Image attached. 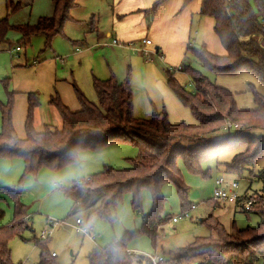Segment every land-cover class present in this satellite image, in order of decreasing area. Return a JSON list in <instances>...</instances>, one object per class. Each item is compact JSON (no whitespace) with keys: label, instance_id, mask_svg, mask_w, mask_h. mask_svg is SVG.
<instances>
[{"label":"rangeland","instance_id":"obj_1","mask_svg":"<svg viewBox=\"0 0 264 264\" xmlns=\"http://www.w3.org/2000/svg\"><path fill=\"white\" fill-rule=\"evenodd\" d=\"M11 1L14 5L20 1L21 6L14 11L6 0H0V20L8 27L4 40L0 41V52H7L8 48L11 50L16 45H20V51L13 53L19 58H12L11 67H1L3 71H0V77H3L0 82L5 97L0 103H7L6 91L13 92L12 124L19 138L26 136L25 121L29 93L35 95L37 102L32 116L35 129L42 131L45 125L59 128L60 118L50 104L51 97L57 95L72 112L80 110L81 107L76 91L99 106L93 84L95 79L103 81L113 77L119 83L128 81L132 91L134 117L148 119L155 110L165 109L169 121L173 124L184 122L195 125L196 120L191 111L184 107L169 89L166 82L167 69L173 72L180 85L191 92L194 87L190 76L182 67L189 65L198 70L211 83L231 92L239 110L255 108V93L264 96V84L254 75L247 72L217 75L204 67L194 54L186 51L187 47H181L168 55L152 51L148 53L135 51L133 47L137 50L141 47L146 49L150 47L143 46L141 40L148 35L146 33L148 21L152 17V12L158 8L149 10L153 2L148 8L122 16L121 18L124 17L122 24L120 17L111 18L112 12H119V7L127 0H77L78 5L70 12L71 19L64 23L62 32L54 35L47 45L46 38L40 33L23 41L20 31L16 28L25 24L34 25L40 17L51 16L53 0ZM248 2L253 11L260 16L257 0ZM141 23L144 24L143 28L140 27ZM123 25L129 30L126 31ZM107 31L111 36H106ZM114 39L117 40V44L113 43ZM248 39V36L240 37L244 42ZM261 39L259 35L260 44ZM189 42L194 47L205 42V47L209 51L213 50L211 52L224 50L210 26H199L196 19ZM128 43L133 44L130 46ZM160 55L163 58H160ZM217 125L221 128L212 133L211 138H222L228 134L227 130L230 134L237 130L235 125L231 126L229 121L225 122L223 119L217 122ZM243 133L264 137V129L260 128L245 129ZM182 143L188 141L183 140ZM241 151L242 147H232L207 158L201 165L204 172H209L207 176L189 173L182 158H178L177 168L188 193V202L194 205L193 209H187L189 217L179 216L182 211L181 201L175 186L171 182L163 183L161 186L164 196L163 214L168 220L158 227L159 237L153 242L147 234H135L125 240L127 249L147 257L150 261L152 259L157 261V258L161 257L163 262L157 261V264H175L173 260L178 258L182 254V249L195 238L215 236L207 225L208 221H203L209 216L216 218L231 234H236L237 230L248 226L255 227L261 222L262 217L257 212H244L236 204H222L212 199L213 181L220 177L227 188L236 181L237 193L240 196L264 191V184L257 178L259 170L264 167V160H256L253 166L246 167L241 174L227 170L226 164ZM139 154L136 145L113 142L100 150L81 151L77 162L60 170L43 167L39 172L48 174L38 177L39 172L37 175L22 176L24 169L22 172L17 171L16 163H21L23 161L21 158L0 157V209L4 211L0 224H9L13 219L14 200L5 191L9 187L19 189V203L24 206L26 219L30 224V227L23 230L19 236L14 235L10 238L8 246L11 260L14 263L36 264L39 249L34 242L39 239L40 231L46 228L52 230L47 240V248L50 253H54L57 264H89V255L95 248H105L114 240L120 241L126 232L138 231L143 215L151 210V196L147 189L141 192L139 208L131 206V194L125 192L115 209L111 210L110 217L103 218L94 213L95 209L69 215L71 201L64 196L59 187L69 186L74 181L96 174L102 171L104 166L115 169L130 168L131 160ZM8 161L16 162V167L1 166L7 165ZM249 170H252V173ZM27 179L32 180L28 185ZM40 183L47 184L52 191L48 192V188L40 186ZM173 217H177L176 222L172 221ZM46 218L53 223H46ZM76 218L83 220L82 228L91 227L94 239L77 230ZM140 264L145 262L141 261ZM178 264L193 262L181 261ZM255 264H264V259L259 257Z\"/></svg>","mask_w":264,"mask_h":264},{"label":"trees","instance_id":"obj_2","mask_svg":"<svg viewBox=\"0 0 264 264\" xmlns=\"http://www.w3.org/2000/svg\"><path fill=\"white\" fill-rule=\"evenodd\" d=\"M6 1L14 11L21 6L20 1L15 5L11 0ZM163 1L157 0L150 9L154 10ZM257 4L260 16L253 11L248 0H202L199 13L213 19V32L225 51L216 54L203 44L198 47L189 44L186 51L194 54L204 67L217 75L247 72L264 84V0H257ZM77 5V0H53L51 16L40 17L36 24H25L16 29L23 41L40 33L49 45L51 38L62 32L64 23L71 19V10ZM7 28L0 20V41L4 40ZM259 35L262 44L259 43ZM245 36H249L248 41H241L240 37ZM182 70L190 76L194 87L192 92L180 85L169 69L166 70V82L178 101L191 111L195 125L171 123L165 109L155 110L148 119L134 117L129 82L119 83L113 77L93 82L99 106L76 91L81 107L72 112L57 95L52 96L50 104L60 118L59 128L45 125L42 131L35 129L32 116L37 102L35 95L29 93L25 138L18 137L12 124L13 92L6 91L7 103H0V157L21 158L24 163L22 176L37 175L43 167L60 170L77 162L81 151L100 150L113 142L138 147L140 154L131 160L130 168L104 166L96 174L59 187L71 201L69 215L95 209L94 213L103 218L110 217L111 210L115 209L125 192L131 194L133 208L141 206L142 190L147 189L150 193L151 210L143 215L141 228L126 232L120 241L114 240L105 248H95L89 255V264H140L141 261L151 264L147 257L129 251L125 240L139 233L147 234L153 242L159 237L158 227L168 220L163 214L164 196L161 192L165 182L175 186L182 211L191 208L177 168L178 158H182L189 173L202 176L209 174L202 170L203 161L232 147H242L243 151L235 154L232 161L226 164L230 172L241 174L256 160H264V137L243 133L249 128L264 129V96L255 93V108L239 110L231 92L214 85L189 65L183 66ZM6 86L5 83V89ZM222 119L229 121L231 126L235 125L236 132L230 134L227 130L225 137L211 138L212 133L220 130L217 122ZM183 140L188 143H182ZM249 171L252 173V170ZM257 178L264 184V167L259 170ZM5 191L14 200V210L12 221L0 224V264H22L11 260L8 242L11 237L19 236L29 228L30 224L24 206L19 203V189L9 187ZM244 197L254 200L251 212L259 213L261 222L231 234L216 218L209 216L203 221H208L207 225L215 236L195 238L173 262L255 264L259 257L264 259V191L245 194ZM3 216L4 211L0 209V220ZM48 239L39 238L34 242L39 249L36 264H57L55 255L47 248Z\"/></svg>","mask_w":264,"mask_h":264},{"label":"crops","instance_id":"obj_3","mask_svg":"<svg viewBox=\"0 0 264 264\" xmlns=\"http://www.w3.org/2000/svg\"><path fill=\"white\" fill-rule=\"evenodd\" d=\"M157 0H127L125 3H122V5L119 7L118 11L112 12V19H115V17H122L124 15H127L130 12L143 9L145 7L148 8V6L152 3L151 7ZM202 0H190L188 2H185V0H164L161 2L157 7L156 11L152 12V17L150 21H148L147 27H146V37L143 39H149L150 44H148L150 47L146 49L148 52H155V53H167V55L172 51H177L181 47H187L189 42V36L191 34V30L193 27V22L196 19L197 24L202 27L210 26V28L213 31V19L208 16H202L200 15V7H201ZM149 10H151L149 8ZM124 20V17L121 18V23ZM123 24V23H122ZM142 24V23H141ZM140 24V25H141ZM126 31L129 30L127 26H124ZM140 27H144V24H142ZM215 34V33H214ZM106 36H111V33L109 31L106 32ZM218 38V37H217ZM116 40V39H114ZM219 40V39H218ZM117 41V40H116ZM220 42V41H219ZM129 44V43H128ZM221 44V43H220ZM205 46V42L203 43ZM17 46V45H16ZM15 47V46H14ZM223 47V46H222ZM187 49V48H186ZM224 49V48H223ZM20 51V50H19ZM213 51V50H211ZM225 50L222 52L220 50H215L216 54H222ZM11 52V50L8 48L7 52H0V71H3L1 67L9 68L12 65V58H19L18 56L14 55ZM126 55V52H124ZM166 55V58L168 56ZM9 56L11 58H9ZM160 58H163L162 55H160ZM165 58V56H164ZM165 58V59H166ZM3 76L0 77V79ZM1 82H0V100L3 101L4 97L2 94L1 89ZM0 129H1V113H0ZM9 163H6L7 165H1L4 168H7L10 165H14L16 167L17 165V171H21L24 169V163L23 161L20 163H11L12 161H8ZM18 172V173H21ZM48 172H39L38 176H46ZM16 175V174H15ZM18 175V174H17ZM36 177V178H37ZM32 178V177H31ZM29 182H32V180H26V185L29 184ZM56 185V184H54ZM40 186H43L45 188H48V185H42L40 183ZM214 188V181L212 185V191ZM225 188H227L225 186ZM52 188H48L51 190ZM54 192V191H53ZM60 201H63V199H59ZM214 201V200H213ZM27 218V217H26ZM28 220V219H27ZM49 218H46V223H49ZM129 250V249H128Z\"/></svg>","mask_w":264,"mask_h":264},{"label":"built area","instance_id":"obj_4","mask_svg":"<svg viewBox=\"0 0 264 264\" xmlns=\"http://www.w3.org/2000/svg\"><path fill=\"white\" fill-rule=\"evenodd\" d=\"M113 43L117 44L118 42L116 40H113ZM132 44L133 43H129L130 46H132ZM141 44L143 46L148 45V44H150V40L147 39V38L146 39H142L141 40ZM133 49L135 51H137V52L148 53L146 51V49L143 48V47L138 48V50L135 47H133ZM19 50H20V46L17 45V46H15V47H13L11 49V52L18 53ZM237 188H238V183L236 181H233L228 188H225L223 179L221 177L220 178H216L214 180V188H213V191H212V199L214 201L221 202L222 204H231V203L232 204H236L244 212L251 211L252 210V206L255 204L254 200L245 198L244 195L243 196L238 195ZM193 208H194V205L192 204L190 209H193ZM179 216L189 217L188 210L181 211ZM172 221L176 222L177 221V217H173ZM49 223H53V221H49ZM75 223H76L78 231H82V232L88 234L90 239H94V235L91 234V232H92L91 231V227L86 226V227L82 228L83 220L81 218H76ZM51 231L52 230L50 228L42 229L40 231L39 238L40 239L48 238L51 235ZM52 255L54 256V253H52ZM161 260H162L161 257L157 258V261H161ZM157 261L155 259H152V261H151L152 263L151 264H157ZM161 262H163V260Z\"/></svg>","mask_w":264,"mask_h":264},{"label":"water","instance_id":"obj_5","mask_svg":"<svg viewBox=\"0 0 264 264\" xmlns=\"http://www.w3.org/2000/svg\"><path fill=\"white\" fill-rule=\"evenodd\" d=\"M193 264H197V262H194Z\"/></svg>","mask_w":264,"mask_h":264}]
</instances>
